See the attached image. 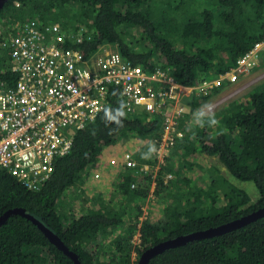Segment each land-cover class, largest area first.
<instances>
[{
    "label": "trees",
    "instance_id": "1",
    "mask_svg": "<svg viewBox=\"0 0 264 264\" xmlns=\"http://www.w3.org/2000/svg\"><path fill=\"white\" fill-rule=\"evenodd\" d=\"M56 24L58 32L53 30ZM31 27L40 28L51 40L62 35L60 46L77 51L89 65L93 56L110 46L148 72L161 65L179 83L192 86L202 79H219L241 55L264 41V0H9L0 10V84L16 82L10 51L15 39L28 36ZM108 86L106 106L76 132L69 151L57 160L52 177L41 188L29 190L0 168V216L11 208H24L54 231L81 264H139L142 253L159 242L214 228L264 207V80L211 114L197 113L198 107L221 85L214 93L182 97L177 104L181 114L190 111L196 116L186 119L171 111L172 100L161 114L137 109L111 120L106 110L116 115L123 99ZM171 112L184 136L153 177L164 135L163 117ZM125 138V153L118 157L121 165L124 159L153 165L144 175L121 169L114 177L117 195L133 205L132 213L102 199L101 206L63 216L61 199H68L77 183L86 182L83 174L100 161L104 148ZM210 156L219 163L207 162ZM109 166L116 169L111 162ZM169 173L172 178L166 180ZM232 176L253 181L258 198L252 201ZM182 184L186 190L178 203ZM148 197L152 201L141 220ZM114 226L120 231L111 237ZM137 235L140 241L135 243ZM42 248H47V256L38 250ZM150 263L264 264V215L223 234L163 250ZM0 264L74 261L37 224L12 214L0 227Z\"/></svg>",
    "mask_w": 264,
    "mask_h": 264
},
{
    "label": "built area",
    "instance_id": "2",
    "mask_svg": "<svg viewBox=\"0 0 264 264\" xmlns=\"http://www.w3.org/2000/svg\"><path fill=\"white\" fill-rule=\"evenodd\" d=\"M58 29V24L53 26L54 32ZM27 30L28 36L16 38L10 51L11 71L17 74V80L0 84V168L29 190H37L50 180L57 160L69 151L76 132L106 106L109 84L122 96V115L137 109L161 114L167 102L185 92L175 77L160 68L148 72L141 64L135 65L107 50L93 56L89 65L77 51L60 46L62 35L51 40L38 27ZM255 57L257 49H252L222 76L234 82L250 74ZM222 76L198 87L206 93L223 82ZM171 117V113H166L165 134L158 153L171 150L183 135L171 124ZM111 163L117 160L112 159ZM123 164L134 168L131 171L137 175L150 172L153 166L134 159H124ZM135 185L137 182L132 187Z\"/></svg>",
    "mask_w": 264,
    "mask_h": 264
},
{
    "label": "rangeland",
    "instance_id": "3",
    "mask_svg": "<svg viewBox=\"0 0 264 264\" xmlns=\"http://www.w3.org/2000/svg\"><path fill=\"white\" fill-rule=\"evenodd\" d=\"M107 48H108L107 51L110 52L117 51L116 48H112V47L110 48V46H108ZM256 61L258 65L255 67V69L250 74L246 76H242L237 81L231 82L222 76V80L224 84L219 88L220 90L216 92L214 96L209 98L204 104H201L198 107L197 113L211 114L215 112L220 106L227 103L228 101L244 94L245 92L252 89L255 85L261 83L264 80V48L258 53ZM181 96L182 95L174 99L175 105H173L171 110L175 112L176 116L179 117L180 119L195 118L196 116L192 115V112L190 111L185 115L181 114L182 110L177 105ZM173 121L175 122V118L173 119ZM125 149H126V138L121 140L118 143V145L104 148L101 156L102 158H100V161H98L95 165L91 167V169L89 170V174L86 173L83 174L82 177L86 182L84 184L77 183L75 189L72 192H70L68 199L67 198L61 199L59 204V209H60V213L63 216L66 217L67 216L66 214L71 215L72 213L77 214L78 212H83L84 210L87 211L89 209V206L90 207L95 206L96 204H99V206H101L102 199L103 200L105 199L107 201V205L110 204V206L113 208L115 206L116 207L120 206L118 209L124 212L132 213L133 205L131 206L127 200L123 201L120 199V197H118L117 185L115 184L117 182L114 180L115 175H117L118 172L120 173L119 170L122 169V172L125 170L126 173H129L131 172V170L134 169L132 167H125L120 164L121 159H119L118 157H120L125 153ZM171 150L175 151V146L172 147ZM171 150L166 152V150L163 149V152L161 153L157 152V159L159 163L154 166V171L152 172L153 177H156L160 167L166 164V160L170 156ZM177 155L180 156L179 154ZM112 159L117 160V163H112V165L115 166L114 168H116L115 170L113 169V167L109 166V163L111 162ZM206 160L207 162L214 161L219 163L218 159L215 156L207 157ZM220 166L224 171H227L225 166H223L222 164H220ZM185 169L186 168L181 165V170H185ZM97 173L99 174V177L95 176ZM225 174L229 177L228 172ZM168 175L166 178H172L171 175L170 176ZM231 178L233 183L236 184L237 187L243 188L248 192L252 201H255L258 198L259 192L256 184L253 181H238L233 176ZM155 184L156 183L153 182V185L150 189L151 197L153 195V191L155 190ZM185 187H186L185 184H182L180 186V190L182 191L179 196L180 199H178L177 201L178 203L182 201L181 199L183 198L184 192L186 190ZM151 201L152 199L148 197L143 203L142 210L143 212H145V214L141 217V220L144 219L145 216L147 215ZM111 229L116 230V233L112 234L111 237L115 236L117 232L120 231V229L117 230L116 226L112 227ZM108 235L104 237L108 239L107 237ZM133 241L135 243L140 241L138 235L134 237ZM46 249L47 248H42L38 250L39 251L45 250L44 255L47 256L48 252ZM132 256H133V260H135L137 258L136 252H133Z\"/></svg>",
    "mask_w": 264,
    "mask_h": 264
},
{
    "label": "water",
    "instance_id": "4",
    "mask_svg": "<svg viewBox=\"0 0 264 264\" xmlns=\"http://www.w3.org/2000/svg\"><path fill=\"white\" fill-rule=\"evenodd\" d=\"M8 1L9 0H0V10L4 8L5 4ZM12 214H19L25 218H28L33 223L37 224L39 228L45 233V235L49 238V240L55 246H57L60 250L64 251V253L72 257L74 264H81V261L79 260L78 255L74 251L70 250V248L63 242V240L54 231L49 229L43 222H41L39 219L34 217L32 214H29L24 208L16 207V208H11L7 210L6 212H4L0 216V227L3 225L6 219L10 217ZM263 215H264V207L242 218L232 220L231 222L222 224L214 228L199 230V231H195V232H192L186 235H180L175 238L166 239L162 242H159L149 247L147 250H145L140 257L139 264H151L150 263L151 258L157 255L158 253L162 252L163 250H166L171 247H177L180 245H184L194 239H203V238L223 234L232 229L241 227Z\"/></svg>",
    "mask_w": 264,
    "mask_h": 264
},
{
    "label": "clouds",
    "instance_id": "5",
    "mask_svg": "<svg viewBox=\"0 0 264 264\" xmlns=\"http://www.w3.org/2000/svg\"><path fill=\"white\" fill-rule=\"evenodd\" d=\"M264 48V41H261V42H258V43H256L255 44V46L252 48V49H257V56H258V53L262 50ZM251 49V50H252ZM107 50V49H106ZM251 50H248L247 52H249V51H251ZM104 52V51H103ZM246 52V53H247ZM244 55V54H243ZM242 56V55H241ZM256 58L257 57H255V65L253 66V70L255 69V67L258 65L257 64V61H256ZM238 60V59H237ZM161 67V65H158L156 68L158 69V68H160ZM156 69V70H157ZM161 70H163L162 68H160ZM155 70V71H156ZM252 70V71H253ZM163 71H165L167 74H168V76H170V77H175L176 78V81L178 82V79H177V77L176 76H172L171 75V71H169V70H163ZM251 71V72H252ZM154 72V71H153ZM222 75H225V74H222ZM221 75V76H222ZM220 76V77H221ZM244 76V75H243ZM246 76V75H245ZM242 76H240V78H241ZM220 79V78H219ZM226 79H228L229 80V78H226ZM218 79H215V80H208V79H202V80H199L198 82H195L192 86H184L183 84H181V83H179V84H181L184 88H185V92H183V93H181L182 94V96H181V98H180V100L182 99V97H186V96H192V95H196V96H203V94H209V93H213L214 91H215V88H216V86H218V85H215L213 88H209L208 89V92H206V93H204V92H202L201 90H200V87H198L201 83H203L204 81H208V83H214L215 81H217ZM230 81V80H229ZM232 82V81H231ZM150 84H152L151 82H150ZM224 83L222 82L221 84H219V86L221 85H223ZM212 90V91H211ZM187 93V94H186ZM171 102H172V100H171ZM171 102H167L168 103V105L166 106V108L167 107H169V104L171 103ZM174 102H175V100H174ZM122 104L124 103L123 101L121 102ZM146 111V110H145ZM172 111V110H171ZM148 112V111H147ZM150 113V112H149ZM106 114L108 115V118L109 119H111V120H117L118 119V116L119 115H122V113H120L119 111L116 113V115H112V113L111 112H108L107 110H106ZM150 114H154V113H150ZM155 114H160V113H155ZM171 114H172V112H171ZM176 114V113H175ZM153 116V115H152ZM173 119H174V117L172 116L171 117V124H173L174 126H176V123L173 121ZM167 119H166V116H164L163 117V127L165 126V124H164V121H166ZM214 123H216V121H214ZM177 127V126H176ZM179 129V128H178ZM179 130H181V132L183 133V135L181 136V137H178V139L177 140H179V139H181L183 136H184V131L182 130V129H179ZM94 134V133H93ZM164 134H165V132H164ZM177 142V141H176ZM175 142V143H176ZM174 146H175V144H174ZM173 146V147H174Z\"/></svg>",
    "mask_w": 264,
    "mask_h": 264
}]
</instances>
